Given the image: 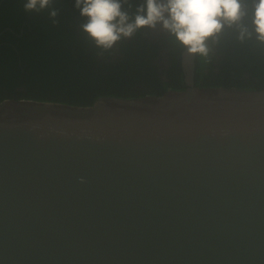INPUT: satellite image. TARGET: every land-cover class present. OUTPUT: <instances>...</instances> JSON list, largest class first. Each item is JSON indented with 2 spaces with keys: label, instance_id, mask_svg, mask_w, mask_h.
<instances>
[{
  "label": "water",
  "instance_id": "1",
  "mask_svg": "<svg viewBox=\"0 0 264 264\" xmlns=\"http://www.w3.org/2000/svg\"><path fill=\"white\" fill-rule=\"evenodd\" d=\"M0 101V264H264V87Z\"/></svg>",
  "mask_w": 264,
  "mask_h": 264
},
{
  "label": "trees",
  "instance_id": "2",
  "mask_svg": "<svg viewBox=\"0 0 264 264\" xmlns=\"http://www.w3.org/2000/svg\"><path fill=\"white\" fill-rule=\"evenodd\" d=\"M24 2L0 0V101L29 98L88 105L102 96L159 95L188 86L185 48L159 26L141 28L105 50L82 30L85 19L75 0H53L39 12L25 11ZM141 3L128 0L124 7L134 14ZM52 8L58 10L55 18L49 15ZM251 11L248 0L243 23L250 31ZM207 43V56L195 54L197 85L264 87V43L255 34L241 40L236 26L225 27ZM163 50L166 66L159 64Z\"/></svg>",
  "mask_w": 264,
  "mask_h": 264
},
{
  "label": "clouds",
  "instance_id": "3",
  "mask_svg": "<svg viewBox=\"0 0 264 264\" xmlns=\"http://www.w3.org/2000/svg\"><path fill=\"white\" fill-rule=\"evenodd\" d=\"M251 2V31L243 23L249 15L248 0H143L134 14L124 7L128 0H75V7L85 19L82 30L102 49H111L141 28L159 26L189 54L207 56L209 38H215L225 27L236 26L241 40L255 34L264 43V0ZM52 3L53 0H25L23 8L39 12ZM49 15L57 17L58 10L52 8Z\"/></svg>",
  "mask_w": 264,
  "mask_h": 264
},
{
  "label": "flooded vegetation",
  "instance_id": "4",
  "mask_svg": "<svg viewBox=\"0 0 264 264\" xmlns=\"http://www.w3.org/2000/svg\"><path fill=\"white\" fill-rule=\"evenodd\" d=\"M155 38H157V39H161L162 38V34L160 33V34H156V36H155ZM163 54H162V58H161V60H160V62H159V64H161V65H168V59H167V56H166V51L165 50H163Z\"/></svg>",
  "mask_w": 264,
  "mask_h": 264
},
{
  "label": "rangeland",
  "instance_id": "5",
  "mask_svg": "<svg viewBox=\"0 0 264 264\" xmlns=\"http://www.w3.org/2000/svg\"><path fill=\"white\" fill-rule=\"evenodd\" d=\"M154 31L160 34V32L158 30H154Z\"/></svg>",
  "mask_w": 264,
  "mask_h": 264
},
{
  "label": "bare ground",
  "instance_id": "6",
  "mask_svg": "<svg viewBox=\"0 0 264 264\" xmlns=\"http://www.w3.org/2000/svg\"><path fill=\"white\" fill-rule=\"evenodd\" d=\"M164 48V47H163ZM160 51V50H159ZM163 54V53H162ZM230 87H232V86H230Z\"/></svg>",
  "mask_w": 264,
  "mask_h": 264
}]
</instances>
